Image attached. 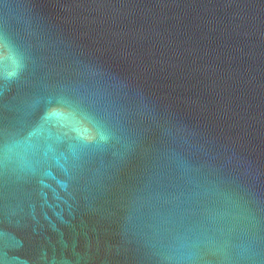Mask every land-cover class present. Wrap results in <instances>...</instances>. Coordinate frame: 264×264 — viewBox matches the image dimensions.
Listing matches in <instances>:
<instances>
[{"label":"water","instance_id":"water-1","mask_svg":"<svg viewBox=\"0 0 264 264\" xmlns=\"http://www.w3.org/2000/svg\"><path fill=\"white\" fill-rule=\"evenodd\" d=\"M0 264H264V0H0Z\"/></svg>","mask_w":264,"mask_h":264}]
</instances>
